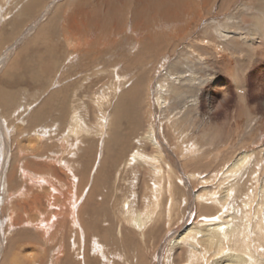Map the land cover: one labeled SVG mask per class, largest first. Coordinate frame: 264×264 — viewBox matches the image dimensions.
Wrapping results in <instances>:
<instances>
[{
    "label": "rangeland",
    "instance_id": "rangeland-1",
    "mask_svg": "<svg viewBox=\"0 0 264 264\" xmlns=\"http://www.w3.org/2000/svg\"><path fill=\"white\" fill-rule=\"evenodd\" d=\"M106 1L39 0L20 16L32 0H0V264H166L175 237L199 215L214 218L195 203L203 180L264 147V0H172L180 15L168 22L161 11L171 0ZM77 4L87 5V27L72 32L68 20ZM199 55L206 59L202 66ZM189 56L206 81L204 98H189L187 105L198 110L177 119L179 101L160 113L156 88L162 79L189 73ZM76 113L86 127L74 136ZM150 126L183 179L171 195L159 187L151 164L130 163L142 142L151 154L143 135ZM248 172L240 174L243 185ZM155 185L160 201L150 191ZM251 187L252 181L243 187L244 197ZM126 196L132 198L124 205L136 197L139 206L143 200L158 207H151L155 219L145 241L119 224ZM69 205L75 219L63 210ZM60 211L66 229L53 224ZM12 212L22 216L21 225L9 221ZM94 236L102 253L94 250ZM174 251L175 263L186 261L187 247Z\"/></svg>",
    "mask_w": 264,
    "mask_h": 264
},
{
    "label": "bare ground",
    "instance_id": "bare-ground-1",
    "mask_svg": "<svg viewBox=\"0 0 264 264\" xmlns=\"http://www.w3.org/2000/svg\"><path fill=\"white\" fill-rule=\"evenodd\" d=\"M38 1L39 0H32V2L30 4H28L22 10V12L20 13V16H22L24 11L26 12L27 8L31 7L26 12V13H30L33 9L32 6H35ZM106 2H109V0H107ZM172 3L175 5V3L173 1L171 2V5H169V3L166 2L165 3L166 8L164 7V9H163L164 12H162L160 10L162 13V17H163L162 22H168V21L172 20V18L174 17L175 14H178L177 11L175 13V11L173 10L174 7L172 6ZM182 3H184V2H182ZM86 7H87V5H84V7H83L82 5H78V4H77V6H75V12H74L73 16L69 17V20H68L69 25H70V28H69L70 31L78 32L80 29L82 31L85 29L86 16H87V12H88L87 9H85ZM117 12H118V9H117ZM179 15H180V10H179V14L176 15V17ZM17 20L18 19L16 17L15 22H18ZM190 21H188V23ZM84 24H85V26H84ZM91 24H92V21H91ZM154 24H157V22ZM140 25H138V26H140ZM259 25H260V23H259ZM99 26H98V29H100ZM145 27H147V25ZM184 27H180L178 29L176 28L173 31H176L179 29L182 30ZM224 31H226V30L223 29L222 31H220V29H219L218 33L224 34L223 36H227ZM169 32H170V30H169ZM236 33H235V35L238 36ZM167 34L169 35V33H167ZM74 35H76V37H77V34L74 33ZM178 35H179V33H178ZM176 36L177 35H173L172 37L176 38ZM177 38H178V36H177ZM239 38L245 39V40L247 39L243 36L242 37L239 36ZM257 38H254V40H256V42L259 40ZM80 40L78 39L79 42H80ZM84 40L87 43L90 42V39H88V38L84 39ZM210 43H212V42H210ZM72 45L76 46L75 42H73ZM211 46H214V45H211ZM199 58H200L199 59L200 61L198 62V65L202 66L205 58H202L200 55H199ZM184 66H188L189 73H183V75L181 77H179L177 80H175L173 77H171L170 79H168V78L162 79L164 82L160 83L156 88L157 89V97H156L155 101L157 103V106H159L158 109H159L160 113L167 112L169 110L168 107H169L170 103L172 104L173 100L175 103H176V101H179V105L176 107L177 113L174 116L177 119H178V117H180L181 119L182 118H190L194 114L195 110H198V107L196 104L192 103L188 106L187 102H188V104L191 102V101L190 102L188 101L189 98H192V99H194L195 97H196V99H197V97L199 99L204 98L202 86L206 83V81L204 79H202L201 76H199L200 75V72L198 71L199 66L197 68L196 64H193V62L190 61V56L185 59ZM169 70H178V69H177V66H175V67H169ZM165 74L172 76L171 72L166 71ZM116 78H118V80L122 79V77L119 78V76ZM123 78L126 79L129 77H127V75H126V77H123ZM130 80H131V78H130ZM210 80L213 83V82H216L218 80V78L214 76ZM184 92H186L187 95H184ZM3 93H5V92L3 91ZM129 103H131V102H129ZM194 103H195V101H194ZM128 108L129 109H127V107H126V110H129L131 112V108L130 107H128ZM73 116H74V123H73L72 131H73L74 136H76L77 132H79L78 130L81 129V126L84 128L85 124L83 123V120L80 117L81 115L79 116L76 113ZM153 128H154L153 126H150L149 132L146 131L143 134L146 142L148 144H149V141L151 142L152 147H149L151 149V154H149L147 152V150L145 149L146 148L145 143L142 142L141 144L137 145V147H133L134 149L131 148L133 151L131 153H134V154L132 157H130V163L131 164L134 162L138 163V165H141V167L143 169H144V167L149 168V165L151 164L150 165V168L152 171L151 174L155 175V177L159 183H162L160 186L159 185L158 186L162 187V185H163L165 193L167 195L168 194L171 195L174 191L177 190L178 185L179 186L182 185L183 179H181L182 177H180V175L177 173L176 166L173 163L172 157H170V152L167 149L166 144H164L163 140L161 139V135L156 134L153 131ZM138 139H140V138H138ZM189 149H191L193 151L194 149H196V147H193V144H191ZM191 150L189 153H191ZM263 151H264V147L260 148L259 151H251V152L246 151L245 153H243L239 157H237L231 163L230 168L225 169L224 173L222 170L217 171L219 173L214 178L216 179V183L218 185H216L215 179H210L209 177H207V179L203 180L204 186L203 187L201 186V190L196 192V194H195V203H197V205H199L202 208L204 207L206 209L213 210L214 213L206 214L204 216H206V217L213 216L214 218L204 219L203 216L199 215V219L202 218L201 220H198L193 225L190 224V227H187L185 229V231L180 236L175 237V239L172 242V248L168 249L169 254H168V257L166 259V264H264V157H263L264 155L262 156ZM184 158H185V156H184ZM187 164L188 163L183 161L182 166L185 169H187L188 168ZM13 170H15V169H12V173L9 174L10 177L7 180L8 183L11 182V176H13V174H14ZM245 171H249L247 174L250 176L249 181H252V187L247 190V193L244 197L245 193L243 191V187L246 188L249 185V181L247 180V184L243 185L241 183L240 174L243 175L245 173ZM258 172H262L263 176L261 177L260 175H258ZM196 174L197 173L194 172V173H192V175H190L191 181H196V179H195L197 177ZM23 175L26 176L27 174L23 171ZM29 176L30 175H27V177H29ZM101 178H102V176H101ZM232 179H235V180L240 179V181L239 182H232ZM61 181L66 185V183L68 182V179H66V177L61 178ZM97 182L99 183V181H97ZM154 182H156V180ZM158 182H156V184H158ZM197 182H199L202 185V183L200 181L197 180ZM72 185H74V184H72ZM158 186L155 185V187H153L152 189L150 188L151 189L150 191L155 193L154 199L160 201L161 195L157 194V193H160L158 190ZM67 187H69V186H67ZM97 188H98V186H97ZM72 191H73V189H72ZM68 192L70 193L69 190H68ZM71 195H74V191H73V193L71 192ZM175 197H176V195H175ZM38 198H39L38 196H34L33 201H35V202L39 201L40 202L41 198H39V199ZM129 198H132V197L126 196L125 200L123 201V206L119 212L120 213L119 215L124 217V219L119 220V224L121 223L120 226L123 225L124 223L130 225L133 228V230H135L139 234L141 239H143L145 241L146 238L148 237V235L152 232L151 226H149V224H150V222H153V220L155 219V218L153 219L151 216L152 215L151 214V207H153L154 212H157L158 207H156L154 204L151 205L149 203H144L143 200H141V205L139 206L138 203L136 202V197H135V199L131 200V203L126 202L124 205V202L126 200H128ZM186 198H188V197H186ZM176 199L178 200V196ZM70 200H72L71 197H70ZM75 200H76V198H75ZM186 201H187V199L186 200L182 199L180 202L184 204ZM18 205L19 204H17V206ZM62 205H63V207L64 206L67 207L64 204H62ZM69 207H70V205H69ZM71 208H72V206L70 207V209ZM70 209L64 208L63 210L67 212V213L65 212V214H67V215L70 214V216H72V218L75 219V215H76L75 209L74 208H72L71 210ZM174 209H176V208H174ZM19 210H20V208H19ZM61 213H62V211L57 212L54 215L55 218L59 221H60V218L62 216V215H60ZM13 215H15L14 212H12L9 215V221L15 222L16 225L18 223H21V220L23 219L22 216H20V214H18V218H16V216H13ZM53 221L52 222H53L54 226L56 224H58L61 228L64 227L63 229H66L65 227L67 226V224L65 226V221H66L65 219L61 220L60 222L59 221L56 222L55 220H53ZM18 225H21V224H18ZM47 228L49 229V226ZM61 228H60V230H63ZM41 229L43 230V228H41ZM49 230H51V229H49ZM107 233H108V229H107ZM43 234H45V233H43ZM93 241L94 242H92V245L94 247L95 252L102 253L104 250V246L101 245V243L98 241V238H96V237L94 238ZM47 242H48V240H47ZM184 247H187V252H185V253H187L186 261L183 262V261H181L182 259L179 258V261H178L179 263H175L174 256H176V255H174V252H175L174 248H177L178 251H180V249H182ZM21 248H23V247H21ZM23 249H25V248H23ZM28 252H30V251H28ZM64 256H66V255L64 254ZM42 262H43V260H42ZM64 262H68L67 264H72V262L69 261L68 259H66Z\"/></svg>",
    "mask_w": 264,
    "mask_h": 264
}]
</instances>
